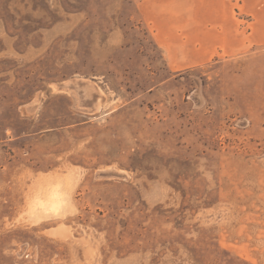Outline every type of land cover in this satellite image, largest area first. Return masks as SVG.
<instances>
[{"label":"rangeland","instance_id":"rangeland-1","mask_svg":"<svg viewBox=\"0 0 264 264\" xmlns=\"http://www.w3.org/2000/svg\"><path fill=\"white\" fill-rule=\"evenodd\" d=\"M20 161L89 168L90 235L41 237L2 185L0 264H264V0H0Z\"/></svg>","mask_w":264,"mask_h":264},{"label":"crops","instance_id":"crops-1","mask_svg":"<svg viewBox=\"0 0 264 264\" xmlns=\"http://www.w3.org/2000/svg\"><path fill=\"white\" fill-rule=\"evenodd\" d=\"M75 84L66 87L72 89ZM0 171L6 175L5 184L0 186L18 194L12 203L11 217L34 221L33 224L44 228L41 237L58 245L66 239L71 251L84 252L83 239L90 231L74 227L71 221L84 217L92 208L89 199L92 182L87 178L90 170L85 164L70 163L64 168L54 166L37 171L20 161Z\"/></svg>","mask_w":264,"mask_h":264},{"label":"built area","instance_id":"built-area-1","mask_svg":"<svg viewBox=\"0 0 264 264\" xmlns=\"http://www.w3.org/2000/svg\"><path fill=\"white\" fill-rule=\"evenodd\" d=\"M27 256H30L29 254H27Z\"/></svg>","mask_w":264,"mask_h":264}]
</instances>
